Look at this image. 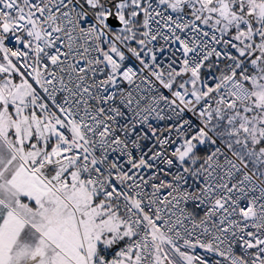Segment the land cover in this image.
<instances>
[{
	"label": "snow or ice",
	"instance_id": "1",
	"mask_svg": "<svg viewBox=\"0 0 264 264\" xmlns=\"http://www.w3.org/2000/svg\"><path fill=\"white\" fill-rule=\"evenodd\" d=\"M0 264H264V0H0Z\"/></svg>",
	"mask_w": 264,
	"mask_h": 264
}]
</instances>
